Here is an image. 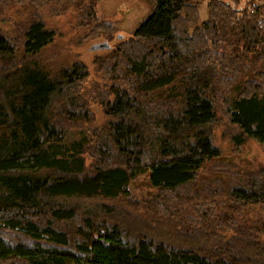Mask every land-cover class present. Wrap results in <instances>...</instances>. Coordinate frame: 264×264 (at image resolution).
Listing matches in <instances>:
<instances>
[{"label": "trees", "instance_id": "trees-1", "mask_svg": "<svg viewBox=\"0 0 264 264\" xmlns=\"http://www.w3.org/2000/svg\"><path fill=\"white\" fill-rule=\"evenodd\" d=\"M27 1L36 8L56 2ZM99 1L63 4L81 8V20L97 23L95 33L111 34L112 26L98 23ZM152 1V11L129 43L119 44L114 70L109 68L119 79L125 76L129 88L108 86L95 96L115 120L92 147L100 163L92 167L86 164V132L55 118L64 86L84 79V70L74 66L55 77L37 63L20 64L13 42L0 34V264H264V219L227 239L200 227L157 233L155 220L134 230L112 221L110 213L112 220L102 214L98 221L58 202L127 196L129 183L148 171L151 184L165 191L196 182L203 165L221 156L212 129L219 102L236 127L235 147L249 140L264 144L260 8L212 0L201 21L190 0ZM55 38L42 18L33 19L24 32L26 55L37 56ZM241 79L230 103L227 95ZM91 117L87 112L80 120ZM232 182L227 191L234 202L264 205V167Z\"/></svg>", "mask_w": 264, "mask_h": 264}, {"label": "rangeland", "instance_id": "rangeland-1", "mask_svg": "<svg viewBox=\"0 0 264 264\" xmlns=\"http://www.w3.org/2000/svg\"><path fill=\"white\" fill-rule=\"evenodd\" d=\"M55 1V4L44 5L42 8H36L35 1L12 0L9 4L1 1L5 5H0V34L13 42L20 64L37 63L55 77H58L61 71H70L74 66L79 72L84 70V79L75 81L72 86H64V93L61 94L63 104L59 106L60 103H57L55 118L60 123L63 120L64 126L67 123L66 127L74 132H86L91 141L85 154L86 164L92 167L100 165L98 153L94 154L92 147L99 144L100 136L108 135L111 125L109 122L115 120L106 114L104 105L95 96L103 95L104 91L113 85L129 88L127 78L122 76L123 79H119V74L116 71L109 72V68L114 70L115 52L119 51V44L134 37L139 23L152 11L153 1L100 0L96 5L98 23L113 27L109 30L111 34L106 35L94 32L97 24L94 21L81 20V14L84 16L81 8L64 5L66 0ZM190 1L198 6L201 21H205L212 0ZM244 5L249 11L252 5L258 6L260 19L264 21V0H244L240 7ZM35 18H42L46 26L56 32V38L41 53L31 57L25 53L24 32ZM119 35L123 39H117ZM105 43L110 44L111 48L99 47ZM262 64L264 61L258 69L264 72ZM242 83L243 79L227 95L230 103L237 98ZM219 103H216L218 118L212 129L213 141L221 151V156L203 165L196 182L173 192L165 191L151 184L148 171L129 183L127 196L117 199H64L59 200V204L75 206L81 216L88 212L98 221L104 218L96 215L105 214L110 219L107 215L110 213L114 218L110 220L119 222L121 226L125 224L134 230L148 228L151 224L149 222L155 220L153 225L157 233H176L177 231L172 229L173 226L189 232L200 227L214 230L219 236L223 235L229 239L237 228L248 231L244 227H253L264 219V205L234 202L229 198L227 188L233 185L232 180L237 176L249 175L264 167V144L249 140L242 147H235L231 137L237 132L236 127L230 123L228 113L223 112ZM87 112L92 116L91 121L80 120L81 115H87ZM69 115L73 117L72 120L68 118ZM117 162L123 163L120 157ZM107 221L111 225V222ZM73 233L74 231H71V234ZM261 235L264 240V234Z\"/></svg>", "mask_w": 264, "mask_h": 264}, {"label": "water", "instance_id": "water-1", "mask_svg": "<svg viewBox=\"0 0 264 264\" xmlns=\"http://www.w3.org/2000/svg\"><path fill=\"white\" fill-rule=\"evenodd\" d=\"M122 37V36H121ZM101 49L103 48H110L111 47V45L110 44H108V43H105V44H101L100 46H99Z\"/></svg>", "mask_w": 264, "mask_h": 264}]
</instances>
